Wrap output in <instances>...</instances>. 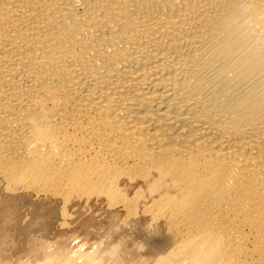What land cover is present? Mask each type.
<instances>
[{"label": "bare ground", "instance_id": "bare-ground-1", "mask_svg": "<svg viewBox=\"0 0 264 264\" xmlns=\"http://www.w3.org/2000/svg\"><path fill=\"white\" fill-rule=\"evenodd\" d=\"M0 176L156 222L0 264H264V0H0Z\"/></svg>", "mask_w": 264, "mask_h": 264}, {"label": "rangeland", "instance_id": "rangeland-1", "mask_svg": "<svg viewBox=\"0 0 264 264\" xmlns=\"http://www.w3.org/2000/svg\"><path fill=\"white\" fill-rule=\"evenodd\" d=\"M7 185L0 176V248L11 261L18 258L33 261L46 245L48 251L95 249L92 246L99 248L102 244L100 248H104L109 240V246L127 243L123 246L137 248L145 245L156 226V222L140 212L135 217H126L120 207L109 205L96 194L88 199L65 201L60 196L35 192L20 184Z\"/></svg>", "mask_w": 264, "mask_h": 264}]
</instances>
